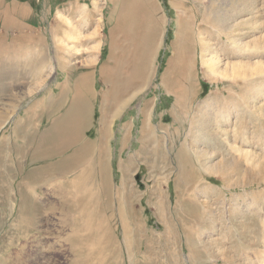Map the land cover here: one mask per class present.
I'll return each mask as SVG.
<instances>
[{"label":"rangeland","instance_id":"374dc122","mask_svg":"<svg viewBox=\"0 0 264 264\" xmlns=\"http://www.w3.org/2000/svg\"><path fill=\"white\" fill-rule=\"evenodd\" d=\"M166 2L0 0V264H264V0ZM73 102L98 155L38 206Z\"/></svg>","mask_w":264,"mask_h":264},{"label":"bare ground","instance_id":"6f19581e","mask_svg":"<svg viewBox=\"0 0 264 264\" xmlns=\"http://www.w3.org/2000/svg\"><path fill=\"white\" fill-rule=\"evenodd\" d=\"M144 25H141L142 27L140 26V28H142L143 31H149L150 26L147 25V26L144 27ZM141 33H139V37H140L141 41L138 39L139 44H138V47L136 46L137 47V51L135 49L136 52L134 53L135 54L134 55V58L135 59H133L130 62V67H131V70H132V74H130V76L128 77V79L125 80V82H126V88L127 89L133 88L136 85H138L137 86L138 88H143L148 83V79H147V76H146L145 73L147 71V68L149 66V63L152 60L151 59L152 58L151 56H153V50L154 49H153V46H151L152 36L149 35V33L147 34V33H144L143 32V35H141ZM38 62L40 63L39 59H38ZM119 93L118 94L120 95V97L118 98V101L119 100L121 101V100H123L122 98L124 97V94H123V96H121L122 95L121 92H119ZM85 113H86V109L85 110H83V109L82 110L76 109L75 102H73L71 104V106H70V112H68V114H66L65 117L61 118V120L58 123H56L55 125H53L52 128L50 130H48L47 133H45V135L42 134L39 137H36L35 138V143H37V146H40L41 144L44 145V143L46 144V145H44L46 147L45 150L44 149H41L40 151H37L36 153H34L31 156V159H32L31 160L32 161L31 163L36 164L39 161V163H38L39 166L32 168L30 170V172H28V175H27V178L29 180H32L33 179L32 180L33 183L34 182L36 183V179L37 178L38 179L39 178L40 179L42 178L41 183H40L41 185L39 184V182H40L39 181L37 183V185L35 184L36 187L33 186V185L32 186L29 185V186L25 187V188H28L27 190H29V189L31 190L30 191L31 194H32L31 197L33 198V201L34 200L37 201L36 205L39 206V203L38 202L41 201L43 193L46 194L47 192L51 191L50 192L51 195H52V196L50 195L51 197H53L57 193H61L62 189L65 186L66 187L69 186V183H68V180H67L69 175H72L74 177L75 176V173H77L79 171H82V169L88 167L87 158L90 155L86 151L90 152L91 155H93L94 153L97 152V150H98V142L83 141V139H80V137L79 138L77 137V136H79V132H81V130L83 129V126H84L83 123L84 122H82V120L85 119ZM105 113L103 114V117H102L103 118V121H102L103 124L105 123V120L107 119V114H105ZM75 119H77L76 121H78L77 125L75 124ZM54 136H56L55 139L56 138L60 139V143H58V145L56 143H54L56 145H53V143H52V144H49L47 146V143H46V139L45 138L51 137L53 139ZM52 139L49 141V143L50 142H53L54 139L53 140ZM56 141L57 140H55V142ZM75 143H77V144H75ZM79 144H80V147L81 148H79L78 151H76L75 150V145H79ZM43 145H41V146H43ZM47 147H49V148H47ZM32 148H33V146H32ZM46 149H50V150H46ZM69 150H71L70 153H68ZM66 153H68V154L65 155ZM104 155L105 154H103V156ZM57 158H59V160L58 161H55L54 159H57ZM97 159L99 161L100 158L97 157ZM50 161H53V162L50 163ZM104 164L106 165V163H104ZM95 180L97 182H99V177L98 178H95ZM72 181H75V179H73ZM72 181H70V182L73 184ZM105 181H106V179H105ZM105 184H106V182H105ZM38 186H40L42 188L41 191L38 190L40 188V187L38 188ZM106 186H108V185L106 184ZM73 188H72V190H73ZM101 189H102V187H101ZM72 196L74 198L75 197V193ZM69 203H71V202H69ZM69 212H71V211H69ZM75 216H76V214H75ZM72 226H73V224H72ZM80 226H82V225H80ZM73 232H75V231H73ZM83 248H84V246H83ZM80 249H82V247ZM74 250H76V248ZM75 252L76 251H73L74 254H75ZM85 257H84V259L82 257L83 261L89 262L88 259H85ZM5 260H7V259H5ZM11 261H12L11 264L15 262L13 260H11ZM83 261H82V263H83ZM75 262H78V261H75ZM8 264H10V263H8ZM85 264H88V263L85 262Z\"/></svg>","mask_w":264,"mask_h":264},{"label":"crops","instance_id":"0c3cea01","mask_svg":"<svg viewBox=\"0 0 264 264\" xmlns=\"http://www.w3.org/2000/svg\"><path fill=\"white\" fill-rule=\"evenodd\" d=\"M154 47H155V45H153V49H154ZM161 49H162V46H156V49H154V51H153V54H154V52H155V50H156V52H157V57L156 58H158L159 57V55H160V53H161ZM111 58V57H110Z\"/></svg>","mask_w":264,"mask_h":264},{"label":"trees","instance_id":"16d2710c","mask_svg":"<svg viewBox=\"0 0 264 264\" xmlns=\"http://www.w3.org/2000/svg\"><path fill=\"white\" fill-rule=\"evenodd\" d=\"M163 2H164L165 7H166L167 9H169L166 0H163Z\"/></svg>","mask_w":264,"mask_h":264}]
</instances>
